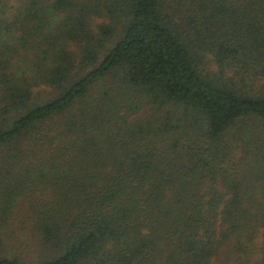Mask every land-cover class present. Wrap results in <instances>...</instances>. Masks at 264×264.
Returning <instances> with one entry per match:
<instances>
[{"label": "trees", "instance_id": "trees-1", "mask_svg": "<svg viewBox=\"0 0 264 264\" xmlns=\"http://www.w3.org/2000/svg\"><path fill=\"white\" fill-rule=\"evenodd\" d=\"M0 264H264V0H0Z\"/></svg>", "mask_w": 264, "mask_h": 264}, {"label": "rangeland", "instance_id": "rangeland-1", "mask_svg": "<svg viewBox=\"0 0 264 264\" xmlns=\"http://www.w3.org/2000/svg\"><path fill=\"white\" fill-rule=\"evenodd\" d=\"M18 2V0H9L10 4H16Z\"/></svg>", "mask_w": 264, "mask_h": 264}]
</instances>
